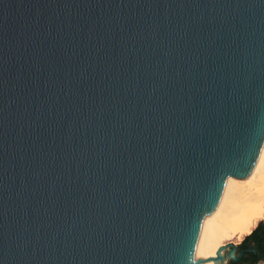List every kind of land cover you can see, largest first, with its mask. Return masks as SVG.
Listing matches in <instances>:
<instances>
[{"label":"water","instance_id":"water-1","mask_svg":"<svg viewBox=\"0 0 264 264\" xmlns=\"http://www.w3.org/2000/svg\"><path fill=\"white\" fill-rule=\"evenodd\" d=\"M263 134L264 0H0V264H225Z\"/></svg>","mask_w":264,"mask_h":264},{"label":"bare ground","instance_id":"bare-ground-1","mask_svg":"<svg viewBox=\"0 0 264 264\" xmlns=\"http://www.w3.org/2000/svg\"><path fill=\"white\" fill-rule=\"evenodd\" d=\"M247 174L245 180L233 177L227 181L195 237L198 256L224 245L234 234H250L264 217V134Z\"/></svg>","mask_w":264,"mask_h":264},{"label":"trees","instance_id":"trees-1","mask_svg":"<svg viewBox=\"0 0 264 264\" xmlns=\"http://www.w3.org/2000/svg\"><path fill=\"white\" fill-rule=\"evenodd\" d=\"M238 255L236 260H230L229 264H240L241 261L246 264H257L260 260L264 261V219L259 221L257 226L250 234L244 236L242 241L237 245ZM253 258V260H252ZM239 259V260H238Z\"/></svg>","mask_w":264,"mask_h":264},{"label":"rangeland","instance_id":"rangeland-1","mask_svg":"<svg viewBox=\"0 0 264 264\" xmlns=\"http://www.w3.org/2000/svg\"><path fill=\"white\" fill-rule=\"evenodd\" d=\"M247 175H248V174H247ZM234 178H235V177H234ZM245 178H246V177H239V178H237V179H239V180H245ZM263 219H264V217H263L261 220H263ZM261 220H258V221L256 222L255 227L257 226L258 222L261 221ZM255 227H254V228H255ZM254 228H253V229H254ZM234 236H235V237H234ZM239 237H240V236H239L238 234H234L229 240H228V239H225V240L223 241L224 244H226V243L232 241V243L235 245V246H234V250L229 249V252H228L227 257H226V260H225V264H229V261L231 260V258H230V256H229V253H231V254H232L231 256H233L234 258L237 257V252H238V250H237V245L242 241V239L244 238V236L240 237V239H239ZM231 239H232V240H231ZM238 239H239V240H238ZM258 264H264V263L259 262Z\"/></svg>","mask_w":264,"mask_h":264},{"label":"flooded vegetation","instance_id":"flooded-vegetation-1","mask_svg":"<svg viewBox=\"0 0 264 264\" xmlns=\"http://www.w3.org/2000/svg\"><path fill=\"white\" fill-rule=\"evenodd\" d=\"M238 253H239V252H237V256H238V258L240 259V257H241L242 255L239 257ZM259 256H260L261 258H263V257H264V254H261V255H259ZM239 259H238V260H239ZM252 260H253V258H252ZM259 262H262V261L260 260ZM259 262H258V263H259ZM258 263H257V264H258ZM240 264H246V263H244V262L241 261Z\"/></svg>","mask_w":264,"mask_h":264}]
</instances>
